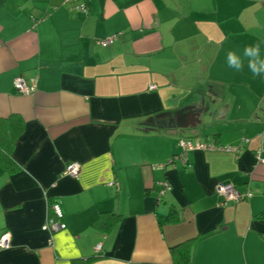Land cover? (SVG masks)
<instances>
[{
  "label": "crops",
  "instance_id": "0c3cea01",
  "mask_svg": "<svg viewBox=\"0 0 264 264\" xmlns=\"http://www.w3.org/2000/svg\"><path fill=\"white\" fill-rule=\"evenodd\" d=\"M256 43L264 56V0H0V264H177L188 241L190 264H264V76L226 63ZM182 140L245 145L184 167ZM219 184L243 199L222 206Z\"/></svg>",
  "mask_w": 264,
  "mask_h": 264
},
{
  "label": "built area",
  "instance_id": "2783aa9c",
  "mask_svg": "<svg viewBox=\"0 0 264 264\" xmlns=\"http://www.w3.org/2000/svg\"><path fill=\"white\" fill-rule=\"evenodd\" d=\"M77 9L80 11L86 12L87 11V5L81 4L77 6ZM120 38V34H115L112 36H109L105 39L101 40V45L103 47L110 46L114 44L118 39ZM14 85L16 89L24 94V95H30L37 89V80H32L31 84H28L26 80L19 76L15 79ZM157 87L155 85L150 86V90H156ZM248 143V141L246 142ZM244 144H241L239 146L235 147H222L217 146L215 144L211 143H204V142H195L193 140H182L180 142L181 152L174 156L173 160L171 161L172 164H175V162L181 161L184 167L189 166V153L192 151H227L232 152L237 155H239L244 147ZM257 160L259 163L264 164V152L258 151L257 152ZM159 167H164V165H160ZM81 164L78 162L71 163L67 166L65 170V174L71 177H78L81 172ZM111 186H114L115 183L111 182ZM163 189L161 191L160 196L165 195V193L170 190V185L167 182H164L162 184ZM216 194L222 199V206H225L231 202L237 203L243 199L242 194L240 191L235 188L232 184H219L216 188ZM64 210L62 208V205L59 202H53L50 205V214L43 226V229L50 232L51 234H56L60 231H63L67 228V224L64 221ZM12 247V235L10 232H4L0 236V251L2 250H8ZM102 249V245L99 244L96 246L95 251L96 253H99Z\"/></svg>",
  "mask_w": 264,
  "mask_h": 264
},
{
  "label": "clouds",
  "instance_id": "9594fccd",
  "mask_svg": "<svg viewBox=\"0 0 264 264\" xmlns=\"http://www.w3.org/2000/svg\"><path fill=\"white\" fill-rule=\"evenodd\" d=\"M226 63L229 68L239 72L242 71L245 63L254 77L264 76V56L261 55L259 43L244 47L243 52L226 51Z\"/></svg>",
  "mask_w": 264,
  "mask_h": 264
},
{
  "label": "trees",
  "instance_id": "16d2710c",
  "mask_svg": "<svg viewBox=\"0 0 264 264\" xmlns=\"http://www.w3.org/2000/svg\"><path fill=\"white\" fill-rule=\"evenodd\" d=\"M12 120L20 122L19 130L18 131L15 130V132H14V137H18L22 133V131L24 130V124L22 123L21 120H19L16 117H12L10 119V121H12ZM5 137H7L5 132L2 131V133H1V131H0V161L2 163L5 162L4 160H6L7 157H10V155H11V153H10L11 151L9 150V143L4 140ZM4 165H6V163H4ZM115 216H117L116 221H115V223H116L117 221H119L118 218L120 219V216H118V215H115ZM171 216H172L171 217L172 219H175V215L173 213L171 214ZM112 217L115 218L114 215ZM258 217L261 219H264V212L262 214H260ZM191 244H192V241H188V242L182 243V244L176 246L175 248H173L172 253L174 254V256L176 258L177 264H190V262H191V250H190ZM90 261L91 260H89L88 262H90Z\"/></svg>",
  "mask_w": 264,
  "mask_h": 264
}]
</instances>
